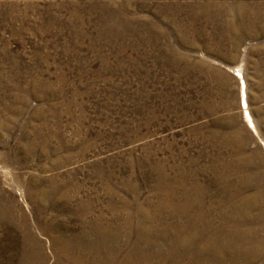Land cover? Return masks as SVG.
I'll list each match as a JSON object with an SVG mask.
<instances>
[{
	"label": "rangeland",
	"instance_id": "374dc122",
	"mask_svg": "<svg viewBox=\"0 0 264 264\" xmlns=\"http://www.w3.org/2000/svg\"><path fill=\"white\" fill-rule=\"evenodd\" d=\"M56 129L61 159L72 154L57 170L45 143ZM210 156L252 181L243 193L264 211V0H0V264L16 262L28 229L55 264L48 233L73 224L68 208L30 199L35 179L77 170L101 207L97 175L111 173L143 201L150 157L186 165L212 194Z\"/></svg>",
	"mask_w": 264,
	"mask_h": 264
},
{
	"label": "bare ground",
	"instance_id": "6f19581e",
	"mask_svg": "<svg viewBox=\"0 0 264 264\" xmlns=\"http://www.w3.org/2000/svg\"><path fill=\"white\" fill-rule=\"evenodd\" d=\"M237 70L241 74V105L245 117L260 136L249 111L247 81L242 68ZM52 138L58 146L52 147ZM45 143H50L47 149L57 155L53 159L54 169H60L65 161L71 162V153L61 159V151L68 143L60 129L45 136ZM84 149L79 150L81 155L85 154ZM209 161L218 187L212 194L190 175L186 165L179 162L168 165L145 157L138 163L153 170L151 179L144 181L152 186L154 198L141 201L133 186L123 183L117 188L113 174H100L97 177L105 189L101 207H98L101 195L97 188L85 178L80 179L77 170L63 175L56 173L45 180L44 176L35 179V186L29 188L30 199L39 207L66 210L65 215L68 208L66 216L73 222L65 229L48 233L54 263L264 264V211L254 203L253 195L243 193L252 181L238 175L240 180L234 182L232 166L213 156ZM212 195L218 199L209 200ZM147 205L154 212L147 210ZM132 207H136V215ZM3 210L0 208V221H9ZM164 210L167 216L163 215ZM135 217L137 223L133 225ZM34 239L28 229L14 264H47L43 245L37 242V246Z\"/></svg>",
	"mask_w": 264,
	"mask_h": 264
}]
</instances>
